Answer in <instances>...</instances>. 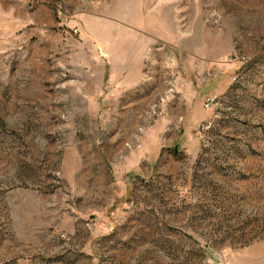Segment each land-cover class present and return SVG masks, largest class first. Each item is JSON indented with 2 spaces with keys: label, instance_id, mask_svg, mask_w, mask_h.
Instances as JSON below:
<instances>
[{
  "label": "rangeland",
  "instance_id": "1",
  "mask_svg": "<svg viewBox=\"0 0 264 264\" xmlns=\"http://www.w3.org/2000/svg\"><path fill=\"white\" fill-rule=\"evenodd\" d=\"M0 264H264V0H0Z\"/></svg>",
  "mask_w": 264,
  "mask_h": 264
},
{
  "label": "built area",
  "instance_id": "2",
  "mask_svg": "<svg viewBox=\"0 0 264 264\" xmlns=\"http://www.w3.org/2000/svg\"><path fill=\"white\" fill-rule=\"evenodd\" d=\"M215 99H208L207 103H206V107L208 109H210V107L213 105L212 103H214Z\"/></svg>",
  "mask_w": 264,
  "mask_h": 264
}]
</instances>
